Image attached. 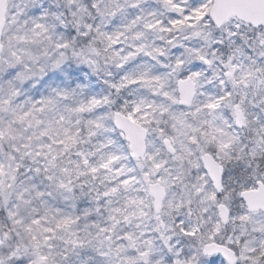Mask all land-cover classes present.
Segmentation results:
<instances>
[{
    "label": "snow or ice",
    "instance_id": "obj_1",
    "mask_svg": "<svg viewBox=\"0 0 264 264\" xmlns=\"http://www.w3.org/2000/svg\"><path fill=\"white\" fill-rule=\"evenodd\" d=\"M0 264H264V0H0Z\"/></svg>",
    "mask_w": 264,
    "mask_h": 264
}]
</instances>
